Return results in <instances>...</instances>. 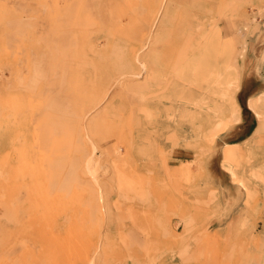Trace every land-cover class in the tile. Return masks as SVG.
<instances>
[{"label":"rangeland","instance_id":"rangeland-1","mask_svg":"<svg viewBox=\"0 0 264 264\" xmlns=\"http://www.w3.org/2000/svg\"><path fill=\"white\" fill-rule=\"evenodd\" d=\"M263 155L264 0H0V264H264Z\"/></svg>","mask_w":264,"mask_h":264},{"label":"bare ground","instance_id":"bare-ground-1","mask_svg":"<svg viewBox=\"0 0 264 264\" xmlns=\"http://www.w3.org/2000/svg\"><path fill=\"white\" fill-rule=\"evenodd\" d=\"M204 51H205V50H204ZM202 54H203V52H202ZM197 61H198V60H197ZM198 62L200 63V61H198ZM206 62H207V61H206ZM210 62H211V61H209V63H210ZM193 63H195V61H194ZM197 64H198V63H197ZM200 64L202 65L203 63H200ZM206 64L208 65V62H207ZM213 64H214V62H213ZM204 65H205V64H204ZM204 65H202L201 67L205 69V66H207V65H205V66H204ZM214 65H215V64H214ZM214 65H213V66H214ZM192 66L195 67L196 64H195V65L193 64ZM199 67H200V65H199ZM196 68H197V67H196ZM196 68H195V70H193V72L195 71V72H194L195 74H196V72H197ZM202 68H200V69H202ZM193 69H194V68H193ZM211 69H212V68H211ZM191 72H192V71H191ZM202 72H203V71H202ZM207 72H208V71H207ZM207 72H205V70H204L205 76H206V73H207ZM197 73H199V72H197ZM213 73H214V71H213ZM200 74H201V73H200ZM201 75H202V74H201ZM207 75H210V74L207 73ZM213 75H214V74H213ZM193 76H194V75H193ZM199 76H200V75H199ZM196 77L198 78V74L195 75L194 78H196ZM208 77H210V76H208ZM211 77H212V75H211ZM211 77L209 78L210 80H208V81H211ZM215 77H216V75H215ZM215 77H214V78H215ZM201 78H202V79L204 78V79L206 80V78H205L204 76H202ZM214 78H213V79H214ZM198 79H200V78H198ZM198 79H196V80L198 81ZM202 79H200V80H202ZM196 80L194 79V83H195ZM200 80H199V81H200ZM205 80H202V81H200V82H204ZM192 81H193V80H192ZM208 81H207V82H208ZM212 81H216V79H215V80H212ZM212 81H211V82H212ZM205 82H206V81H205ZM194 83H193V84H194ZM196 83H197V82H196ZM209 83H210V82H209ZM213 83H214V82H213ZM223 83H224V82H223ZM195 85H196V84H195ZM208 85H209V84H208ZM218 85H219V84H218ZM218 85H217V86H218ZM210 86H214V85L210 83ZM205 87H207V86H205ZM203 88H204V87H203ZM215 88H216V87H215ZM222 89H225V88H222ZM212 90H213V88H212ZM207 91H209V89H207ZM214 91H215V90H214ZM217 91H218V90H217ZM198 92H199V91H198ZM209 92H210V91H209ZM192 93H193V92H192ZM202 93H203V92H202ZM202 93H200V94H202ZM210 93H211V92H210ZM213 93L215 94L216 92H213ZM213 93H212V94H213ZM219 93H220V92H219ZM219 93H218V94H219ZM193 94H194V93H193ZM193 94H192V97H193ZM200 94H199V95H200ZM203 94H204V93H203ZM205 95H206V94H205ZM215 95H216V94H215ZM215 95H213V96H215ZM219 95H220V94H219ZM196 96H197V95H196ZM200 96L203 97V95H200ZM216 96H217V95H216ZM220 96H221V95H220ZM197 97H198V96H197ZM206 97H207V96H206ZM230 97H231V95H230ZM194 98H195V96H194L192 99H194ZM198 98H199V97H198ZM207 98H208V97H207ZM207 98H205V99H207ZM192 99H190V101H191ZM202 99H203V98H202ZM194 100H195V99H194ZM199 100H200V98H199ZM208 100H209V101H208ZM208 100H207L208 102H212V101H213L212 104H214V100L211 101L210 98H208ZM215 101H216V100H215ZM205 102H206V101H205ZM205 102H203V104H205ZM216 102H218V101H216ZM216 102H215V104H218V103H216ZM207 104H208V103H207ZM214 106H215V105H214ZM223 106H224V104H223ZM217 107H218V106H217ZM219 108L221 109L222 107H219ZM223 109H224V108H223ZM215 110H219V109H216V108H215ZM215 112L217 113L218 111H215ZM222 112H223V111H222ZM225 112H226V111H225ZM218 115H219V114H218ZM261 123H262V120H259L258 128L256 129V131H254V134H256L255 132H257V130H258V132H259V130H260V128H261ZM229 146H230V145H229ZM231 146H232V145H231ZM228 155H229V153L226 152V153H225V157L228 156ZM263 156H264V155H263Z\"/></svg>","mask_w":264,"mask_h":264}]
</instances>
